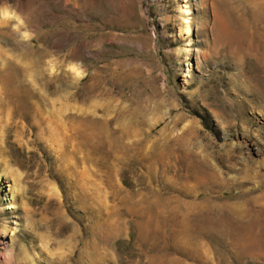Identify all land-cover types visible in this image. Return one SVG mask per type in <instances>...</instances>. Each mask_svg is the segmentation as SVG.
I'll use <instances>...</instances> for the list:
<instances>
[{
	"label": "rangeland",
	"instance_id": "1",
	"mask_svg": "<svg viewBox=\"0 0 264 264\" xmlns=\"http://www.w3.org/2000/svg\"><path fill=\"white\" fill-rule=\"evenodd\" d=\"M263 192L264 0H0V264H264Z\"/></svg>",
	"mask_w": 264,
	"mask_h": 264
},
{
	"label": "bare ground",
	"instance_id": "2",
	"mask_svg": "<svg viewBox=\"0 0 264 264\" xmlns=\"http://www.w3.org/2000/svg\"><path fill=\"white\" fill-rule=\"evenodd\" d=\"M186 28L189 29L188 24L186 25ZM8 192L9 198L14 199V192L11 187L8 188ZM259 197V201H264V192ZM257 199L258 198H256V201ZM231 204L233 205L234 202ZM247 204L250 205L248 206ZM211 205L213 209L218 211V215H216V217L213 216L214 218L208 217L204 219L200 225L201 227L204 226L205 228V226H207L209 229L216 227L220 234L235 247H243L246 245L249 248H256L259 243H262L260 241L264 237L263 202H246V204L244 202V204H236L237 206H230L225 203H221L220 205H215L214 203ZM262 246L263 245H261V247Z\"/></svg>",
	"mask_w": 264,
	"mask_h": 264
}]
</instances>
